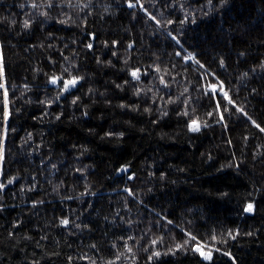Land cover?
<instances>
[{"label": "trees", "instance_id": "16d2710c", "mask_svg": "<svg viewBox=\"0 0 264 264\" xmlns=\"http://www.w3.org/2000/svg\"><path fill=\"white\" fill-rule=\"evenodd\" d=\"M0 85V264H264V0H0Z\"/></svg>", "mask_w": 264, "mask_h": 264}, {"label": "snow or ice", "instance_id": "6c2138e0", "mask_svg": "<svg viewBox=\"0 0 264 264\" xmlns=\"http://www.w3.org/2000/svg\"><path fill=\"white\" fill-rule=\"evenodd\" d=\"M33 6L35 7V5H33ZM153 19H155V17H153ZM157 23H159V21H157ZM24 26H25V27H28V26H29L27 21L25 22V25H24ZM89 47H91V45H89ZM138 71H139V70H137V71H133V72L131 73V75H132V77H133L134 79H139ZM53 82L55 83L56 81L53 80ZM76 83H77V78H75V77L72 78L71 80H68V81L65 83V90H67L68 87H70V86H74ZM0 87H3V85H0ZM225 95H226V94H225ZM185 114H187V113H185ZM258 127H259V126H258ZM191 130H192V131H199V125L196 123V121H193V127L191 128ZM262 131H264V129H262ZM0 187H3V185H0ZM245 211H248V212L253 211V205H252V204H249V205L247 206V208L245 209ZM62 223L67 224L68 221H67V220H64V221H62ZM229 236H231L233 239L235 238V237L232 235L231 232H229ZM192 239L195 240V237H192ZM212 239H213V240H216L217 237H216V236H213ZM153 243H156V241H153ZM177 247H178V248H179V247H182V245H177ZM201 248H202V246H201V247H197V248H195L194 250L200 252L201 255H203L205 259H209V260H210V259H211V250H209L208 252H203V251L201 250ZM217 250H218V249H217ZM128 251H131V248H129ZM155 255H156V256H159L160 253H159V252H156Z\"/></svg>", "mask_w": 264, "mask_h": 264}, {"label": "water", "instance_id": "95a60500", "mask_svg": "<svg viewBox=\"0 0 264 264\" xmlns=\"http://www.w3.org/2000/svg\"><path fill=\"white\" fill-rule=\"evenodd\" d=\"M70 88L68 87V90H69Z\"/></svg>", "mask_w": 264, "mask_h": 264}]
</instances>
